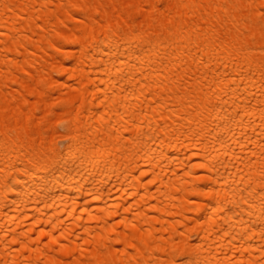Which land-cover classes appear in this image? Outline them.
Here are the masks:
<instances>
[{
    "label": "bare ground",
    "instance_id": "1",
    "mask_svg": "<svg viewBox=\"0 0 264 264\" xmlns=\"http://www.w3.org/2000/svg\"><path fill=\"white\" fill-rule=\"evenodd\" d=\"M0 264H264V0H0Z\"/></svg>",
    "mask_w": 264,
    "mask_h": 264
}]
</instances>
